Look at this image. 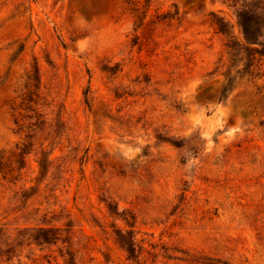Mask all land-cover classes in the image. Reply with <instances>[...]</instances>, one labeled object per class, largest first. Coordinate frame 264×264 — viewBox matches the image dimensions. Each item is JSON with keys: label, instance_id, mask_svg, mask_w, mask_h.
Listing matches in <instances>:
<instances>
[{"label": "rangeland", "instance_id": "374dc122", "mask_svg": "<svg viewBox=\"0 0 264 264\" xmlns=\"http://www.w3.org/2000/svg\"><path fill=\"white\" fill-rule=\"evenodd\" d=\"M0 264H264V0H0Z\"/></svg>", "mask_w": 264, "mask_h": 264}, {"label": "trees", "instance_id": "16d2710c", "mask_svg": "<svg viewBox=\"0 0 264 264\" xmlns=\"http://www.w3.org/2000/svg\"><path fill=\"white\" fill-rule=\"evenodd\" d=\"M139 9V7H132L130 8V11L131 13L137 17V10ZM237 20H238V25L240 27V30H241V33L243 35V38L245 40H248V39H252V38H255L254 37V31L251 29V23L254 22L255 20H253L252 16H249L248 14H245V13H238L237 14ZM219 31L223 32V29L221 27L218 28ZM227 47L230 48V46L226 45ZM248 52H249V55H251L252 53H258L259 51L256 49V48H250L248 49ZM245 67V66H244ZM29 79V77H27ZM35 81H24L23 84H22V89L24 90V92H21V95H22V100H25L27 102H32V99L30 96H32L34 93V91L37 90V86H35L34 84ZM30 88H32V91L30 90ZM85 102H86V98H85ZM26 109L28 110H32L30 108V106H26L25 107ZM26 118H30V116H25ZM18 121L16 118H13V123L16 124ZM20 125V124H19ZM50 154V152L47 154V157L48 155ZM38 167L39 168H42V164L40 162H38ZM17 168H21V165L18 166ZM44 231H46V233H51L52 232V229L51 228H46ZM45 242L48 241L50 239V237H48L47 235H42L41 237ZM54 238V237H53ZM129 251V249H128ZM130 252V251H129Z\"/></svg>", "mask_w": 264, "mask_h": 264}]
</instances>
